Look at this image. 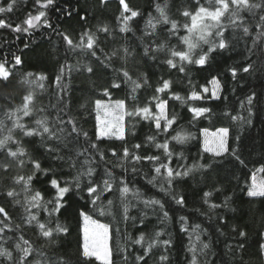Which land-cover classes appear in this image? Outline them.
<instances>
[{
    "label": "trees",
    "instance_id": "1",
    "mask_svg": "<svg viewBox=\"0 0 264 264\" xmlns=\"http://www.w3.org/2000/svg\"><path fill=\"white\" fill-rule=\"evenodd\" d=\"M9 0H0V6H6ZM133 10H138L141 15L129 22L132 31L121 33L119 27L122 21H118L121 5L118 0H107L101 3V0H55L53 6L44 10L52 24V28L41 27L34 30L31 35L27 33L19 34L11 29H0V62L7 59V68L14 64V56H20L22 63L12 69L13 74L8 81L0 80V118L4 117L6 110H14L22 105L23 97L29 92L33 94L34 112L31 117H22V122L32 125L33 121L40 116L54 113L51 105L56 104V82L55 76L59 71V65L64 57V45L58 32L68 34L73 40H77L81 33L85 31L97 32L98 27L107 25L110 34L98 33L101 45L106 51L111 49H122L129 47L133 51V56L127 60L126 67L133 75L144 76L147 79V85L141 87L134 95L136 96V105L144 106L153 96L155 89L161 86L160 81H173L171 91L165 93H155V95L168 99V111L170 115H176L178 124L173 125L177 131L182 134H191L190 138L183 144H178L171 140V135H175L172 129L169 133L157 135L156 142H163L165 138L169 140L170 150L174 153L171 160V167L184 171L183 166L192 167L193 165L206 164L211 162L213 168L205 178L201 171L194 169L190 177L179 179L169 187L162 177H157L153 183H149L152 176H155L154 167L158 166L153 162L142 161L136 163V172L132 171V161L121 160L119 157H113L111 150L115 149L122 156V148L127 146L130 151L135 144H141L142 147L136 150L140 155H159L167 163L160 149H156L151 142L146 141V137L155 132L154 125L149 121L139 118H124V140H119L115 136L103 137L100 141H95L96 115L95 100L103 99L104 103H114L115 100L125 99L126 107L130 110L133 107V101L130 97L131 86L122 84L119 89H112L110 97L102 95L103 87L107 86L109 80L116 75L111 68L104 71L96 68L95 76L86 71H73L72 79H65L62 83L70 88L72 99L71 111L69 116L78 119L83 130L88 131L89 137L95 141L100 151L105 152V160L100 161L96 157V175L93 177L96 181L108 178L105 176V170H111V183L113 189L111 192L105 191L97 204L105 209V214L100 215L98 211L93 210V205L89 202L86 191L77 192L73 190L67 196V201L71 205L69 211L60 217L62 223H66L70 228V233L62 235L58 248L49 247L46 242L37 235V229L34 226L22 224L21 228L15 229V225L20 222L21 216H26L23 206L25 193L20 186L16 190L20 192L18 197L21 205H14L6 201L5 197L0 195V205L4 206L12 216L9 222L14 232H5L0 234V247L9 248L14 252V256L19 254L14 249V242H20L18 238L23 237L30 241L31 245L47 256L53 259L57 256H71L73 260L77 259L78 247L83 243L82 228L84 221L78 216V210L83 208L93 220L107 224L110 233V248L113 250L114 264H125L122 257L117 254V247H128L129 251L139 249L140 246H132L128 239L138 238L141 231L145 233V246L151 242L155 231H163L164 235L160 239H171V247L165 252L164 247L158 246L153 249L147 264H161L159 256L165 254L169 257L166 264H191L193 253L189 251L190 245L197 247L198 264H264V251L260 249V244L264 243V198H249L246 195L247 189L251 185L252 174L264 166V55L261 50H256L255 54L248 52L247 49L253 48L252 39L242 37L236 33V39L233 40V31L228 28L224 35L229 42V48L226 50H217L209 54L208 62L204 66L197 64H186V73H180L176 69L170 68L164 59L169 55V48L175 50H187L183 44L182 37L189 33L183 27L185 23L191 24L190 17H184L182 12L188 10L194 13L197 8V0H126ZM156 4L167 7L165 12L170 20L178 22V30L175 35H169L167 29L170 24H158L155 35L150 39L153 47L161 42L166 43V49L158 53L159 59L153 60L150 57H143V47L145 46L141 37L144 35L146 22L149 14L153 17V23L159 18L156 11ZM199 4L205 7H214L209 4V0H199ZM38 5L34 0H18L17 8L13 13L0 14V17L11 20L14 24L20 23L28 12L36 14ZM71 13V16L68 14ZM130 15V13H126ZM246 17L247 13H244ZM85 17L81 20V17ZM227 17V14H226ZM222 18V23L227 20ZM55 29V31H54ZM209 40L218 41L215 37V29ZM19 37V38H17ZM255 30L253 31V38ZM27 45V47H25ZM209 45H201L194 49V58H198L201 50L206 51ZM264 47V46H262ZM177 62L178 61V58ZM250 59L255 65V70L250 73H243L240 69L246 66ZM82 66L89 62V59L72 55L68 63ZM122 61L116 60L114 66L119 68ZM96 67L95 65H93ZM238 69L237 77L234 79L229 71L230 68ZM32 73V76H28ZM37 74H44L47 79L42 83L41 89L35 80ZM216 77L220 82L219 99L211 97L210 81ZM189 81L191 84H189ZM39 83V82H37ZM207 87L209 92L204 93L203 88ZM167 91V90H166ZM191 91H196L205 99L194 101L188 99ZM172 92H176L184 97L186 103L171 99ZM256 93V99L253 105H248L246 97ZM243 101V106H241ZM154 101L150 107L154 108ZM84 104L87 111L80 109ZM209 107L210 114L193 119V113L189 111L192 107ZM45 109L40 112L39 109ZM249 109L251 115H249ZM102 110V109H101ZM100 110V116H102ZM81 113H83L81 117ZM22 116V113H19ZM230 116L239 117L237 120L230 119ZM67 119V117H65ZM242 118V119H240ZM250 119L251 123H246ZM11 126L10 121H5ZM220 127L229 128V143L232 148H237L241 153L244 165L239 164L234 158L226 155L223 158H214L211 153L205 152L202 140V130H216ZM18 138H21L19 130H15ZM239 141L235 140L236 136ZM24 147L35 159H38L42 168H51L55 171L57 178L70 180L75 175V169L69 168L63 161L54 160L41 146L39 137H22ZM83 143V140H81ZM87 146V145H85ZM182 153L183 159L177 154ZM123 164L124 167L119 166ZM125 168L127 169L125 171ZM18 172L29 173L30 167L17 169L12 167L11 172L5 174L0 172V190L10 184L9 177ZM163 172V169H162ZM264 178V173H261ZM195 176V178H192ZM40 175L34 179L32 187L43 193L45 199L52 196L53 190L48 184V179ZM86 180V178H85ZM123 181L127 184L130 192L125 199L129 208L128 215L135 218L125 221L123 219V205L121 204L120 192L117 186L122 187ZM161 185L164 191H161ZM102 186V183H101ZM219 188L220 191H213L210 203H222L226 198L229 199V207L212 210L209 204H205L201 199L203 191H212ZM138 191L139 198L134 197L133 193ZM183 196L185 205L181 207L173 199ZM83 196V198H81ZM144 199H157L164 205L163 209L159 205L145 207L142 201ZM108 200H113V205H108ZM235 209V211H233ZM167 211L169 217L164 223H161L163 212ZM43 221L46 219V213L39 209H32ZM186 219L181 222L180 217ZM223 216L227 222V227L221 225L218 217ZM143 219V223H141ZM199 225V229L195 226ZM238 230L246 232V239L239 237L236 232L231 230L232 226ZM186 228L187 231H182ZM218 229H220L218 231ZM221 231L224 235H221ZM199 235L200 240L196 239ZM12 237V239H9ZM191 237V239H189ZM243 240L245 247L241 250L238 247L239 242ZM209 244V248L200 253V243ZM82 264H102L94 256L90 258L79 257ZM0 264H9L8 261L0 258Z\"/></svg>",
    "mask_w": 264,
    "mask_h": 264
},
{
    "label": "snow or ice",
    "instance_id": "2",
    "mask_svg": "<svg viewBox=\"0 0 264 264\" xmlns=\"http://www.w3.org/2000/svg\"><path fill=\"white\" fill-rule=\"evenodd\" d=\"M35 4L39 6L36 14L28 12L26 17L20 23H13L11 20H6L0 17V29H11L15 33L32 34L34 30H38L41 27L52 28V24L47 16L46 11L40 9H47L54 5L55 0H34ZM107 0H101V3H106ZM121 5V11L117 17L118 21H122V26L119 27L121 33L132 31L129 22L141 15L138 10H133L126 0H118ZM18 0H9L6 6H0V14L13 13L16 10ZM209 4H214V7H205L199 4L197 0V8L194 13L184 10L182 15L184 17H190L191 24L185 23L183 27L189 33L188 36L182 37V42L187 46V50H175L167 49L169 55L164 59L170 68L176 69L180 73H186V64H197L204 66L209 59V54L217 50H226L229 48V42L224 33L228 28H231L234 35L233 40L236 39V33L241 34L242 37H248L252 39L253 48L247 49L248 52L255 54L254 49L261 50V54L264 55V0H209ZM156 11L159 13V18H156V22L153 23V17L149 14V19L146 22L144 35L141 37L143 47V57H150L153 60L159 59L158 53L165 51L166 43L153 47L151 37L155 35L156 27L158 24H170V28L167 29L169 35H175L178 30V22L170 20L165 12L167 5L161 6L156 4ZM130 13V15H126ZM247 13L246 17L243 15ZM227 14V17H226ZM71 16V13L68 14ZM227 23H222V18H225ZM85 17H81L84 20ZM209 21V22H206ZM215 29V37L218 41L209 40V36L213 35L212 30ZM255 30V37L253 38V31ZM55 31V29H54ZM98 33L110 34L109 27L104 25L98 27L97 32L85 31L80 34L77 40H73L68 34L58 32L61 36L64 45V57L59 65V71L55 76L56 82V104L51 105L55 110L54 113L40 116L33 121L32 125H28L22 122V117H31L34 112L33 102L34 97L31 92L23 97V103L17 106L14 110L9 109L4 112V117L0 118V172L5 174L11 172L12 167L17 169H23L30 167L31 172L23 173L18 172L16 175L9 177L10 184L4 189L0 190V195L4 196L6 201L12 202L14 205H21V201L18 198L20 192L16 190V186L19 185L21 190L25 193L23 206L25 207L26 216H21L19 223L15 225V229L21 228L22 224L28 226H34L37 229V235L40 239L44 240L46 244L51 248H58L59 241L62 235L70 233V228L66 223H62L60 217L65 215L71 207L67 201V196L73 190L77 192L86 191L89 202L93 205V210L98 211L100 215L105 214V209L100 207L97 202L100 200L102 194L105 191L111 192L113 185L111 183L112 172L111 170H105V176L108 178L101 181H96L93 177L96 175V157L100 161L105 160V152L100 151L99 145L95 141H100L103 137L115 136L119 140H124V118L127 116L132 119L139 118L141 120L149 121L154 125L155 132L146 137V141L151 142L156 149H160L163 152V156L167 159L165 163L159 155H140L136 153V150L142 147L141 144H135L133 149L127 146L122 148V156L117 153L115 149L111 150L113 157H119L121 160L132 161V171L136 172V163L142 161L153 162L158 165L154 167L155 176H152L149 183H153L157 180V177H162L169 187H172L174 182H178L179 179L184 177H190L193 174L194 169L201 171V174L206 178L213 168L211 162L206 164L193 165L192 167H184V171L177 170L171 167V160L174 153L170 150L169 140L167 138L164 141L156 142L157 135H163L169 133V129L175 132V135H171V140L178 144L185 143L191 136V134L184 135L181 131H177L173 125L178 124V118L176 115H170L168 111V99H163L155 93H165L171 91L173 81L161 80V86L155 89V92L151 99L144 106H137L136 96L134 95L141 87L147 85V79L144 76H137L133 78V75L126 67L127 60L130 56H133V51L129 47H122V49H111L106 51L101 45V41ZM195 37V38H193ZM19 38V37H17ZM209 45L206 51L201 50L198 54V58H194V49L201 47V45ZM27 47V45H25ZM72 55H80L89 59L86 64L80 65L68 63ZM179 63L177 62V59ZM120 60L122 63L119 68L115 67V61ZM7 59L0 62V80L8 81L9 77L13 74L12 69L15 66L22 63L20 56H14V64L11 68H7ZM95 65L96 67H94ZM101 68L104 71L112 69L116 75L109 80L107 86L103 87L102 95L104 97H110L112 89L121 88L122 84L131 86V93L129 94L133 103V107L129 110L126 107L125 99L115 100L112 104H105L103 99L95 100L96 115V129H95V141L89 137L88 131L83 130L80 126L78 119L68 115L71 111V94L70 88L66 87L62 81L66 78L72 79L73 71H86L87 73L95 76L96 68ZM243 73H250L255 70V65L250 59L247 60L246 66L240 69ZM232 77H237L238 69L232 67L229 69ZM28 76H32V73H28ZM47 77L44 74H37L35 80L32 83H36L39 88H43L42 83ZM39 82V83H37ZM213 85L211 90V97L213 99H219L217 91L219 89L220 82L216 77L210 81ZM189 84L191 82L189 81ZM167 90V91H166ZM203 92H209L207 87L203 88ZM173 100L179 101L182 104L186 103L184 97L176 92H172L170 97ZM190 100L198 101L205 99L204 96L198 94L196 91H191ZM256 99V93H252L246 97L248 105H253ZM153 101L155 111L152 105ZM241 101V106H243ZM105 109V121L101 126L100 110ZM111 108V112L107 110ZM80 109L87 111L84 104L80 105ZM40 112H44L45 109H39ZM193 113V119L210 114L211 109L209 107H192L189 109ZM22 113V116L19 115ZM249 109V115H251ZM83 113H81L82 117ZM110 116L111 119L107 117ZM67 117V119L65 118ZM239 117L230 116V119L237 120ZM242 119V118H240ZM10 121L11 126L5 123ZM246 123H251L250 119L246 120ZM19 130L21 138H18L16 131ZM229 128L221 127L217 131L211 134L212 139L209 141L207 129H204L205 134V146L204 151L211 153L214 158H223L226 155L234 158L239 164L244 165L241 153L237 148H232L229 143ZM22 137H39L40 144L45 151L56 161H63L69 168L75 169V175L70 180H61L57 178L56 173L51 168H42L38 159H35L27 149L24 147ZM83 140V143H81ZM236 141L240 140L237 135ZM87 145V146H85ZM180 159H183V154H177ZM119 166L124 167L123 164ZM163 169V172H162ZM127 169L125 168V171ZM257 171L264 173V166L257 169ZM40 175L50 177L48 184L53 190V194L50 198L45 199L43 193L39 190H35L32 187L34 179H38ZM86 178V180H85ZM195 178V176H192ZM252 183L247 189L246 195L249 198L261 197L264 198V180L257 181L255 174L252 175ZM102 183V186H101ZM123 186H117V190L120 192L121 204L123 205V219L125 221L132 219L135 222L134 217L128 215L129 208L126 202V195L130 192L129 187L123 181L120 182ZM163 185H161V191H164ZM213 191L219 192V188H214L212 191H203L202 200L205 204H209V208L212 210L229 207V199L226 198L222 203H210V198L213 196ZM134 197L139 198L138 191L133 193ZM83 198V196L81 197ZM173 199L176 204L183 207L185 205V198L180 196L176 198L173 195ZM113 200H108V205H113ZM144 206L150 207L159 205L163 209L164 205L157 199H144L142 201ZM32 209H39L46 213V219L43 221L39 218L37 213H33ZM235 211V209H233ZM78 216L83 219L84 226L82 228L83 243L78 247V258L73 260L71 256H57L52 258L41 248L37 251L30 243L25 239L23 235L19 236L20 242H14V249L19 254L14 256V252L6 247H0V258L8 261L9 264H82L79 257L90 258L95 257L100 260L102 264H114L113 250L110 248L109 240V227L107 224H100L97 220H93L83 208L78 210ZM169 217L167 211L163 212L161 223H164ZM186 218L180 217L181 222ZM221 225L227 227V222L223 216L218 217ZM12 220V216L9 211L2 205H0V234L7 229L9 232H14L9 223ZM143 223V219L140 221ZM199 225L195 228L199 229ZM220 229H218L219 231ZM231 230L236 232L239 237L246 239V232L238 230L234 225ZM182 231H187L186 228ZM164 235L163 231H155L151 242L145 246V233L140 232L139 237L133 239L131 236L128 239L131 241L132 246L139 245L140 248L129 251L128 247H117L116 251L125 264H147L153 249L158 246H163L165 252L171 247V239H160ZM221 235L224 233L221 231ZM12 239V237H9ZM191 239V237H189ZM196 239L199 241L200 237L197 235ZM238 247L243 250L245 247L244 241L241 240ZM209 248V244L200 243L199 251L204 253V250ZM260 249L264 251V243L260 244ZM189 251L193 253L191 264H198L197 261V247L195 245L189 246ZM169 257L165 254L159 256L161 264H166Z\"/></svg>",
    "mask_w": 264,
    "mask_h": 264
},
{
    "label": "rangeland",
    "instance_id": "3",
    "mask_svg": "<svg viewBox=\"0 0 264 264\" xmlns=\"http://www.w3.org/2000/svg\"><path fill=\"white\" fill-rule=\"evenodd\" d=\"M206 22H209V21H206ZM193 38H195V37H193ZM212 88H213V85L212 84H210V89L212 90ZM219 93H220V85H219V89H218V91H217V96L219 95ZM106 104H109V103H106ZM110 104H112V103H110ZM108 112H111V108H109L108 110H107ZM101 114H102V116H101V126H103V123H104V121H105V109H103L102 108V110H101ZM108 119H111V117L110 116H108L107 117ZM221 128V127H220ZM219 129V128H218ZM217 131V129L216 130H209V129H207V132H208V139H209V141H211V139H212V136H211V134H213V133H215ZM205 139H206V137H205V134H204V129L202 130V140H203V147L205 146ZM253 174H255L256 175V177H257V181L259 182L260 180H264V178H263V176H262V174H261V172H259V171H255ZM252 174V175H253ZM251 183H252V179H251ZM99 222V221H98ZM100 224H103V223H101V222H99ZM109 240H110V233H109ZM109 240H108V243H109V246H110V242H109Z\"/></svg>",
    "mask_w": 264,
    "mask_h": 264
}]
</instances>
